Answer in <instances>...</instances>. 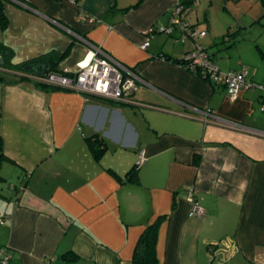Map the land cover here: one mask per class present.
<instances>
[{"label":"crops","instance_id":"0c3cea01","mask_svg":"<svg viewBox=\"0 0 264 264\" xmlns=\"http://www.w3.org/2000/svg\"><path fill=\"white\" fill-rule=\"evenodd\" d=\"M135 2L2 3L0 45L11 63L71 43L58 67L72 71L91 43L141 81L130 95L133 103L115 102L41 89L0 66V139L7 158L0 177L8 184L0 191L6 214L0 249L7 264H130L139 233L161 214L157 264H264V119L252 118L263 90L246 89L231 99L223 86L157 57L183 58L195 43L220 71H241L261 84L264 0H196L186 20L205 33L193 43L179 42L178 31L175 38L158 34L177 0H141L132 7ZM149 28L154 36L141 49ZM236 30L240 34L222 41ZM246 37L254 45L247 55L239 48ZM92 133L106 145L98 161L85 143ZM140 151L137 184L121 183L108 171L122 176ZM188 191L203 209L199 216L188 215ZM66 251L75 258L65 259Z\"/></svg>","mask_w":264,"mask_h":264},{"label":"built area","instance_id":"2783aa9c","mask_svg":"<svg viewBox=\"0 0 264 264\" xmlns=\"http://www.w3.org/2000/svg\"><path fill=\"white\" fill-rule=\"evenodd\" d=\"M74 2L75 0H69ZM185 8L176 6L172 9L167 25L162 28L166 34L171 35L174 31L179 32L180 42L186 39L194 41L204 35V31H197L189 26L186 20ZM83 20H86L83 18ZM92 21V20H87ZM88 48L83 57L75 63L72 71L50 72L46 75H26L38 82L47 84L53 88L72 90L81 94L95 95L110 101L133 103L130 95L140 81V78L128 67L124 66L98 45L87 43ZM147 46V38L140 44L141 49ZM185 67L191 72H196L203 80L224 87L229 98L234 99L240 91L258 88L263 90L260 97V110L264 111V81L261 84L247 80L241 71H220L215 63L200 45L186 54ZM203 115L210 116L209 110H204ZM235 128H240L233 122L229 123ZM141 151L138 153L135 165L142 161ZM190 203L189 216H199L203 209L194 200L190 191L186 195ZM6 214L0 211V224L4 223ZM8 256L5 250L0 249V264H7Z\"/></svg>","mask_w":264,"mask_h":264},{"label":"trees","instance_id":"16d2710c","mask_svg":"<svg viewBox=\"0 0 264 264\" xmlns=\"http://www.w3.org/2000/svg\"><path fill=\"white\" fill-rule=\"evenodd\" d=\"M3 1L4 0H0V29H3L6 25V18L2 10ZM140 2L141 0H136V2L132 5V7L137 6ZM195 2L196 0H177V2L171 8L169 15L174 7L180 5L186 9L185 14L187 16L189 8L192 5H194ZM189 26L193 27L191 24H189ZM153 31H154L153 28H149L150 33H153ZM235 33L236 35L240 34V31L236 30V32L234 31L231 33H226L225 36L222 38V41H226L228 37L234 38ZM69 46L63 51L50 50L34 58H30L25 61H21V62L13 64L10 62V51L6 47L0 45V56L2 57V60H3L2 67L13 73L21 74L17 76V78L19 79L26 78V75L28 74L33 75V72L31 71V67L35 65L44 66L43 75H46L50 72H61L59 70L58 64L66 56ZM202 48L211 59V55L207 51V49H205L204 47ZM261 55H264L263 52H261ZM157 57H161L165 61H168L171 63H177L182 66L185 65V62H186L184 57L180 59H176V58H171L170 56L161 55V54L157 55ZM229 71H234V70H229ZM35 84L41 89L53 88L47 84L37 82V81L35 82ZM85 143H86L87 149L90 152L92 158L95 161H98L106 150V145L102 137L97 133H92L89 136L85 137ZM4 161H7V158L3 154L2 144H1V139H0V165ZM194 163L196 164V158H195ZM108 171L111 172L114 175V177L121 183H131V184L138 183L137 165L135 164L131 166L122 176H118L110 170ZM0 181H3L1 177H0ZM165 217H166V214L158 215L151 223L147 224L142 229V231L139 233L134 243V246L132 248L130 264H157L155 244H156L159 225L161 224V222L164 220ZM63 256L65 257V259L75 258V255L69 251H66L65 253H63ZM250 264H262V263L251 262Z\"/></svg>","mask_w":264,"mask_h":264},{"label":"rangeland","instance_id":"374dc122","mask_svg":"<svg viewBox=\"0 0 264 264\" xmlns=\"http://www.w3.org/2000/svg\"><path fill=\"white\" fill-rule=\"evenodd\" d=\"M124 1H129V0H124ZM196 9H197V7H192L191 11L194 12V10H196ZM199 29H201V27L198 28V29H196V30L199 31ZM263 32H264V29H263ZM153 34L154 33H152L151 35H147L148 36L147 39L150 40L154 36ZM158 34H165V36L168 35L164 31L163 32L162 31L161 32H158ZM247 34L248 33H243V34L239 35L238 38H240L242 35H243V37H245ZM171 37L175 38L176 36L172 34ZM197 38H200V37H197ZM249 39H250V37H246V39L244 41H241V43L239 45V48L240 49H243L244 52L246 53V55L252 49V46L254 47L253 43H249L250 42ZM238 40H241V39H238ZM186 42L193 43V41L188 40V39H186ZM194 45H195V43L193 44V47H194ZM227 48H229V47H227ZM247 58H248L249 61H251L248 56H247ZM263 61H264V58H263ZM249 67H250V69H254L256 66L254 64H249ZM262 71H263L262 73L259 72V70H258V72L256 71L257 75L260 78H263V76H264V69ZM248 90H250V89H248ZM255 117H257V118H263L264 119V111H261L260 110V105L259 104L256 106V111L252 114V118L255 119ZM6 179L7 178H5L3 181H0V191H8V184H7V180ZM12 183H15V182H12Z\"/></svg>","mask_w":264,"mask_h":264},{"label":"water","instance_id":"95a60500","mask_svg":"<svg viewBox=\"0 0 264 264\" xmlns=\"http://www.w3.org/2000/svg\"><path fill=\"white\" fill-rule=\"evenodd\" d=\"M3 64L2 58L0 56V66ZM31 71L34 74L42 75L44 73V66L43 65H35L31 67Z\"/></svg>","mask_w":264,"mask_h":264}]
</instances>
